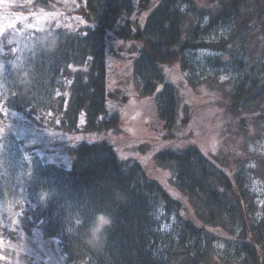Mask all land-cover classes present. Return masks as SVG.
<instances>
[{
    "label": "trees",
    "instance_id": "obj_1",
    "mask_svg": "<svg viewBox=\"0 0 264 264\" xmlns=\"http://www.w3.org/2000/svg\"><path fill=\"white\" fill-rule=\"evenodd\" d=\"M7 1L18 28L0 31V206L7 208L1 207L0 220L17 221L28 235L39 230L45 239H57L73 264H204L197 238L215 234L206 224L235 234L243 258L233 264H264V209L258 208L246 172L218 163L198 146L155 155L158 165L172 170L164 184L136 160L119 158L106 141L73 147L72 166L66 169L46 162L17 134L31 124L74 132L82 115L86 131L119 129V114L107 105L110 30L111 36L140 41L134 72L142 91L155 93L165 127L191 129L175 140L191 142L193 110L189 102L177 125L176 90L163 68L183 65L185 54L199 49L216 52L217 62L236 69L228 93L219 95L223 103L211 97L216 102L210 121L218 116L221 126L229 120L237 127H257L255 139L264 140V54L259 60L254 49L258 41L264 43V0H204L200 6L196 0ZM51 12L66 22L20 30L21 17ZM220 23L231 27L224 38L202 37ZM195 88L205 94L201 86ZM185 201L199 208L205 222L187 221L196 251L183 235L178 249L160 258L153 245L155 205L178 208L188 206ZM103 219L110 224L97 242L90 227Z\"/></svg>",
    "mask_w": 264,
    "mask_h": 264
},
{
    "label": "rangeland",
    "instance_id": "obj_2",
    "mask_svg": "<svg viewBox=\"0 0 264 264\" xmlns=\"http://www.w3.org/2000/svg\"><path fill=\"white\" fill-rule=\"evenodd\" d=\"M203 1L196 0L197 6H200ZM5 2L8 1L0 0V31L18 24L15 16L8 12ZM64 19L66 17L59 12L25 15L19 19L23 26L20 30L40 29L54 20L56 23L64 24L66 22ZM208 20L207 15L201 19L205 27L208 26ZM230 30L229 24L220 23L207 30V33H203L202 37L209 41L219 40L224 38ZM111 32L108 31L106 39L107 105L110 110L118 112L119 129L86 131V118L82 115L78 130L74 132L46 129L32 124L22 126L17 129V134L24 144L32 146L35 153L46 162L57 163L69 169L72 166L71 149L73 147L81 142L106 141L113 147L119 158L136 160L149 176L165 184V182L168 183L169 173L172 170L158 165L155 155L166 148H184L192 143L214 157L218 163L224 166L232 164L236 170L245 171L258 208L264 209V140L255 139L257 127L250 128L245 124L237 127V124L229 120L224 121L225 126H221V119L218 116L214 121H210L209 118L214 109L213 103L216 101L219 104L223 103L224 98L219 95L225 96L228 93L234 82L236 69L229 64L217 62V53L210 49L187 52L183 58V65L177 63L163 68L166 80L170 81L176 90L177 116L180 115L177 125L189 102L193 110L190 127L194 130V135L191 142L189 138V141L175 140L185 136L191 129L189 125L177 130L165 127L154 99L155 93L145 94L142 91L139 79L134 72V61L138 55L134 48L140 45V41L132 38H118L115 34L111 36ZM254 49L257 58L262 59L264 43L258 41ZM209 82H217L218 86L214 87ZM198 85L205 94L196 91L195 86ZM212 89L218 93L215 94ZM211 97L213 100L217 97V100L212 103ZM8 131L9 128L6 132ZM168 134L174 136H168ZM184 203L189 205L182 207L179 205L178 208L155 205L157 236L153 245L160 258L169 257L170 248L178 249L182 244L183 235H187L189 241L186 244L193 247L194 251H196L194 246L199 245L198 255L199 258L202 257L200 260L204 264H233L243 258V255L237 253L238 243L233 240L235 234L218 230L215 225H205L215 234L200 233L197 245L195 235L193 238L188 235V232H191L188 228L192 227V224L188 225L187 221L190 220L197 225L205 222L200 217L197 206L190 201ZM1 207L6 208L0 206V209ZM0 233V264H73L63 253L58 240L45 239L39 230L28 235L23 228L19 227L17 221L7 218L0 220Z\"/></svg>",
    "mask_w": 264,
    "mask_h": 264
},
{
    "label": "clouds",
    "instance_id": "obj_3",
    "mask_svg": "<svg viewBox=\"0 0 264 264\" xmlns=\"http://www.w3.org/2000/svg\"><path fill=\"white\" fill-rule=\"evenodd\" d=\"M110 221L107 219H103L102 223L96 224L90 227V231L92 233L93 238L99 242L101 240V234L104 232V229L109 226Z\"/></svg>",
    "mask_w": 264,
    "mask_h": 264
}]
</instances>
